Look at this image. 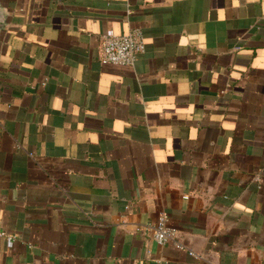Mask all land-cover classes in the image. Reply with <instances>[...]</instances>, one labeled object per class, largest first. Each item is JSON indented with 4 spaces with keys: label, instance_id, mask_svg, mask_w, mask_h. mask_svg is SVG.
<instances>
[{
    "label": "crops",
    "instance_id": "0c3cea01",
    "mask_svg": "<svg viewBox=\"0 0 264 264\" xmlns=\"http://www.w3.org/2000/svg\"><path fill=\"white\" fill-rule=\"evenodd\" d=\"M0 1V264H264V0Z\"/></svg>",
    "mask_w": 264,
    "mask_h": 264
},
{
    "label": "built area",
    "instance_id": "2783aa9c",
    "mask_svg": "<svg viewBox=\"0 0 264 264\" xmlns=\"http://www.w3.org/2000/svg\"><path fill=\"white\" fill-rule=\"evenodd\" d=\"M145 51V38L140 30L119 35L107 32L100 46V61L103 65L133 66ZM140 229L150 234L159 246L171 244L181 251L195 255L179 240L176 229L169 226V216L166 213H161L156 223Z\"/></svg>",
    "mask_w": 264,
    "mask_h": 264
},
{
    "label": "water",
    "instance_id": "95a60500",
    "mask_svg": "<svg viewBox=\"0 0 264 264\" xmlns=\"http://www.w3.org/2000/svg\"><path fill=\"white\" fill-rule=\"evenodd\" d=\"M8 9L4 7L0 1V34L5 29L8 23Z\"/></svg>",
    "mask_w": 264,
    "mask_h": 264
}]
</instances>
